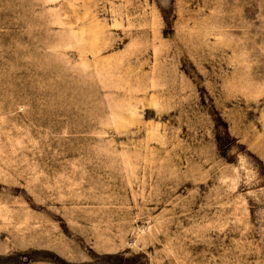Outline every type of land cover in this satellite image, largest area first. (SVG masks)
<instances>
[{
	"label": "rangeland",
	"instance_id": "1",
	"mask_svg": "<svg viewBox=\"0 0 264 264\" xmlns=\"http://www.w3.org/2000/svg\"><path fill=\"white\" fill-rule=\"evenodd\" d=\"M0 264H264V0H0Z\"/></svg>",
	"mask_w": 264,
	"mask_h": 264
}]
</instances>
